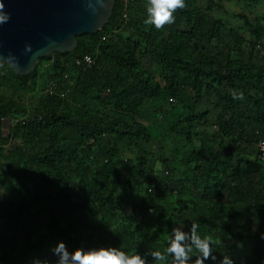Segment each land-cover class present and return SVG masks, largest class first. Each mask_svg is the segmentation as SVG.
Instances as JSON below:
<instances>
[{"label":"trees","instance_id":"obj_1","mask_svg":"<svg viewBox=\"0 0 264 264\" xmlns=\"http://www.w3.org/2000/svg\"><path fill=\"white\" fill-rule=\"evenodd\" d=\"M223 2L186 0L157 29L143 23L147 0H116L109 24L78 37L75 52L42 58L28 76L0 68V264L54 260L60 240L144 253L196 220L218 245L208 264L225 250L236 257L246 232L264 242V15L239 17L247 39L216 16ZM38 90L35 102L22 96ZM160 139L172 158L159 147L151 161ZM254 251L237 264H264Z\"/></svg>","mask_w":264,"mask_h":264},{"label":"water","instance_id":"obj_2","mask_svg":"<svg viewBox=\"0 0 264 264\" xmlns=\"http://www.w3.org/2000/svg\"><path fill=\"white\" fill-rule=\"evenodd\" d=\"M116 0H4L11 14L0 25V68L17 76L32 74L45 57L73 53L78 37L95 35L109 24ZM10 136V120L3 123Z\"/></svg>","mask_w":264,"mask_h":264},{"label":"clouds","instance_id":"obj_3","mask_svg":"<svg viewBox=\"0 0 264 264\" xmlns=\"http://www.w3.org/2000/svg\"><path fill=\"white\" fill-rule=\"evenodd\" d=\"M185 2L186 0H147L143 23L157 29L174 23L175 10L184 8ZM4 9V0H0V25L11 19V14ZM232 95L234 99H244L243 91L233 90ZM183 229V224L174 227L168 233L163 248L147 247L144 253H130L121 246L111 245L80 246L69 250L67 243L60 240L51 249L54 260L36 258L32 264H208L209 260L217 261L218 245L212 235L200 232L198 220L191 223L188 231ZM218 264H237V261L232 252L225 250Z\"/></svg>","mask_w":264,"mask_h":264},{"label":"rangeland","instance_id":"obj_4","mask_svg":"<svg viewBox=\"0 0 264 264\" xmlns=\"http://www.w3.org/2000/svg\"><path fill=\"white\" fill-rule=\"evenodd\" d=\"M207 0H201V4L202 5H206ZM224 5V9L225 11L223 12H216V16L221 17L224 19L225 23H227L228 27L231 28H236L242 31V34L245 38L247 39H251V35L248 32V30L244 27V23L243 21L239 18V17H248L249 20L254 23L255 20L259 17H262L264 15V0H260V3L257 5H251V6H247L245 4L242 3H235V2H228L225 1L223 2ZM262 50H264V47H262ZM143 63L148 66L149 60L144 59ZM39 65V64H38ZM49 64H45L44 67H48ZM38 67V66H37ZM45 76L44 78H42V81L45 80ZM40 82V83H41ZM44 83H42L43 86ZM45 92L38 90L36 93L32 94V93H28L26 95H22L23 98L26 100L27 103H32L35 102L39 97L44 96ZM201 111H209L210 112V116H209V121L214 122L216 115L218 113V111L216 110V108L213 107V105L211 104L210 101L205 100L201 107H200ZM148 111V119L150 122H156L157 118L159 117V114H157L156 112L153 113L154 108L149 106L147 108ZM216 131V128H210L209 129V133L213 134ZM155 145L153 149H149V152H153L152 153V157H151V161H154L153 157H159V147H162L163 150V155L167 158H172V151L174 149L172 143L170 141H165L163 139H160L159 141H154ZM155 170L157 171V175L160 177H168V172H166V170L164 169V167L162 165H160L159 163H155ZM172 169V168H171ZM145 193V192H144ZM145 196L143 195L141 199H143ZM253 231L251 232H246V234H244L243 237V241L240 242L239 240H237L235 242V249L237 251L236 254V261L239 263H244V262H248L250 260V258L252 257L253 253L255 252L254 250H256L258 253H260L261 255L264 256V242L262 239H256L253 236ZM241 232V231H240ZM243 233V232H241ZM243 245L242 247H239V245Z\"/></svg>","mask_w":264,"mask_h":264},{"label":"built area","instance_id":"obj_5","mask_svg":"<svg viewBox=\"0 0 264 264\" xmlns=\"http://www.w3.org/2000/svg\"><path fill=\"white\" fill-rule=\"evenodd\" d=\"M86 63H91V59L90 58H85L84 60ZM258 150H259V159L264 162V141H261L258 145Z\"/></svg>","mask_w":264,"mask_h":264}]
</instances>
